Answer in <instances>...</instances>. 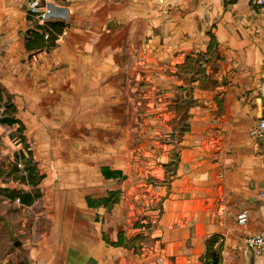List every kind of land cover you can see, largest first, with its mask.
Here are the masks:
<instances>
[{
  "label": "crops",
  "instance_id": "0c3cea01",
  "mask_svg": "<svg viewBox=\"0 0 264 264\" xmlns=\"http://www.w3.org/2000/svg\"><path fill=\"white\" fill-rule=\"evenodd\" d=\"M33 1L0 0V264H264V5Z\"/></svg>",
  "mask_w": 264,
  "mask_h": 264
},
{
  "label": "built area",
  "instance_id": "2783aa9c",
  "mask_svg": "<svg viewBox=\"0 0 264 264\" xmlns=\"http://www.w3.org/2000/svg\"><path fill=\"white\" fill-rule=\"evenodd\" d=\"M257 3L259 5H264V0H257ZM31 7L36 10L37 17L43 23L55 20H67L69 18L68 12L59 10L54 4H51L50 1H47V3L41 9L40 0H34L31 3ZM257 94L258 96L264 98V69L261 74L260 82L257 86ZM4 111L5 108L0 107V116L2 113H4ZM250 133L259 138L264 145V116L260 118L253 126H251ZM18 166L22 167V164L20 163ZM259 198L264 199V192L259 194ZM17 201L20 202V199L18 198ZM239 219L241 223H244L247 219V215L243 214ZM243 241L246 247L254 254H264V231L246 234L243 238Z\"/></svg>",
  "mask_w": 264,
  "mask_h": 264
},
{
  "label": "trees",
  "instance_id": "16d2710c",
  "mask_svg": "<svg viewBox=\"0 0 264 264\" xmlns=\"http://www.w3.org/2000/svg\"><path fill=\"white\" fill-rule=\"evenodd\" d=\"M54 42H52L51 45H53ZM12 109V104H6V108L4 113L0 116V121L3 123H8V124H14L16 122H18L19 120L15 117L12 116V114L10 112H6V111H10ZM22 130V128H21ZM16 167H18V162L16 163ZM26 170L28 172L27 177L29 179V182L32 184H36L38 181L35 180L36 176L33 175L34 174V165L31 164V160L27 161L26 164ZM19 197L21 199L22 202L24 203H30L33 200V197L30 194H24L20 191L16 192L14 194V197Z\"/></svg>",
  "mask_w": 264,
  "mask_h": 264
},
{
  "label": "rangeland",
  "instance_id": "374dc122",
  "mask_svg": "<svg viewBox=\"0 0 264 264\" xmlns=\"http://www.w3.org/2000/svg\"><path fill=\"white\" fill-rule=\"evenodd\" d=\"M3 114V113H2ZM9 130H7V133H9V134H12V131L10 130V132H8ZM24 144H26L27 146H32L30 143H27V141H26V143H24ZM30 144V145H29ZM27 151V150H26ZM22 166L24 167L25 165L24 164H22Z\"/></svg>",
  "mask_w": 264,
  "mask_h": 264
},
{
  "label": "water",
  "instance_id": "95a60500",
  "mask_svg": "<svg viewBox=\"0 0 264 264\" xmlns=\"http://www.w3.org/2000/svg\"><path fill=\"white\" fill-rule=\"evenodd\" d=\"M249 251H250L251 253H253L250 249H249Z\"/></svg>",
  "mask_w": 264,
  "mask_h": 264
}]
</instances>
